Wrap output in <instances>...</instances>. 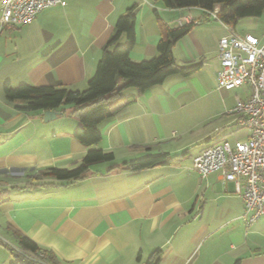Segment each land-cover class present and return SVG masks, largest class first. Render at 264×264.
I'll return each mask as SVG.
<instances>
[{"label": "crops", "instance_id": "obj_1", "mask_svg": "<svg viewBox=\"0 0 264 264\" xmlns=\"http://www.w3.org/2000/svg\"><path fill=\"white\" fill-rule=\"evenodd\" d=\"M65 1L43 9L31 24L0 25V194L7 196L0 204V231L14 238L15 232L26 235L52 255L54 264H148L156 252L158 264H264V217L248 224L235 184L217 173L202 178L194 169L206 181L192 180L183 165L191 151L187 144L151 151V144L167 141L170 134L162 130L150 139L145 120L173 113L190 77L201 87L204 71L217 80L218 40L227 28L211 23L200 7L168 9L155 0ZM133 6L134 61L158 55L162 23L177 27L191 16L195 25L175 43L173 54L180 65L201 63V68L143 92L121 91V97L136 95V101L100 124L103 138L91 147L113 152V162L92 165L77 181L37 179L53 167L79 166L89 147L75 137L80 123L74 107L58 108L61 114L46 121L44 111L27 112L17 107L21 101L9 102L4 83L85 89L118 18ZM253 19L233 30L264 41V14ZM119 43H126L124 34ZM151 152L182 156L139 171L123 165Z\"/></svg>", "mask_w": 264, "mask_h": 264}, {"label": "trees", "instance_id": "obj_2", "mask_svg": "<svg viewBox=\"0 0 264 264\" xmlns=\"http://www.w3.org/2000/svg\"><path fill=\"white\" fill-rule=\"evenodd\" d=\"M168 9L200 7L210 17L209 12L215 6H220L218 21L235 28L243 18H256L264 14V0H155ZM136 13L135 6L129 8L116 22V32L104 48L96 72L83 90L66 86L34 85L23 82L12 85L4 83V95L9 102L21 101L17 107L27 112L58 109L65 106L74 107V114L79 119V127L75 137L89 150L82 163L74 168H50L39 174L37 179L53 178L59 181H77L84 178L90 167L96 163L113 162L115 154L101 148H91L98 145L103 134L100 124L115 116L121 109L136 101V95L121 97L123 89L134 87L139 92L163 84L172 75L189 77L201 68V63L183 66L177 63L173 54V46L187 35L194 27L195 21L170 27L162 23V35L157 44L158 55L134 61L131 52L136 43ZM126 36V43L119 40ZM182 155L170 153H152L123 163L131 171H139L160 165L177 162ZM114 168V167H112ZM7 200L6 194H0V204ZM15 238L22 249L45 253L46 259L54 264L50 253L40 248L26 235L15 232ZM5 242L0 239V244ZM156 252L148 264H158L160 258ZM11 264H35L22 257Z\"/></svg>", "mask_w": 264, "mask_h": 264}, {"label": "built area", "instance_id": "obj_3", "mask_svg": "<svg viewBox=\"0 0 264 264\" xmlns=\"http://www.w3.org/2000/svg\"><path fill=\"white\" fill-rule=\"evenodd\" d=\"M58 5H66V1L0 0V25L14 28L31 24L43 9ZM219 11L220 6H215L210 17L218 20ZM193 21L185 16L181 23ZM223 25L228 33L218 40L217 83L227 90L250 86L248 96L237 97L228 112L234 115L237 127L246 130L247 137L234 144L222 140L203 148L194 158V169L202 178L217 173L233 182L244 200L242 218L253 224L264 217V41L252 34L241 36ZM19 252L35 264H51L43 251L20 248Z\"/></svg>", "mask_w": 264, "mask_h": 264}, {"label": "rangeland", "instance_id": "obj_4", "mask_svg": "<svg viewBox=\"0 0 264 264\" xmlns=\"http://www.w3.org/2000/svg\"><path fill=\"white\" fill-rule=\"evenodd\" d=\"M166 17L169 18V15ZM252 19L243 18L239 20L237 23V25L239 24V28L237 29L239 31L244 29L248 26L244 20ZM210 21L211 23L220 25L219 21L214 18H211ZM247 30L253 34H257L253 30ZM199 76L203 82L202 87L197 85L195 76H189L190 79L187 82L190 84V87L180 97L178 106L175 107L173 113L167 114L162 112L158 118H154L150 114L147 117L148 119L145 120L148 125L150 124L148 131L150 139L162 135V130L170 134L167 141H158L151 144V151L156 152L160 147H179L178 143L181 145L187 144L186 148L191 151L186 155L183 165L189 169L191 173L189 177L192 180H194L193 178H199L202 184V181L206 180L202 179L194 170V158L198 155L199 149L222 140H227L231 144H234L236 140H245L247 137L246 130L243 128L239 129L233 122L234 115L228 112L235 105L237 96H245L248 90H250V86L245 85L240 88L227 90L219 87L216 78L212 76L210 71H204ZM125 94L122 95L125 96ZM216 128H218V131L215 130ZM208 133L211 134L206 138L205 135ZM206 139H209L207 140L208 142ZM0 239L5 242L4 244H0V264H11L13 261H18L24 257L19 252L21 246L12 234L2 230L0 231Z\"/></svg>", "mask_w": 264, "mask_h": 264}, {"label": "water", "instance_id": "obj_5", "mask_svg": "<svg viewBox=\"0 0 264 264\" xmlns=\"http://www.w3.org/2000/svg\"><path fill=\"white\" fill-rule=\"evenodd\" d=\"M60 114L61 112L56 109L45 110L43 113L46 121H52L56 119Z\"/></svg>", "mask_w": 264, "mask_h": 264}]
</instances>
